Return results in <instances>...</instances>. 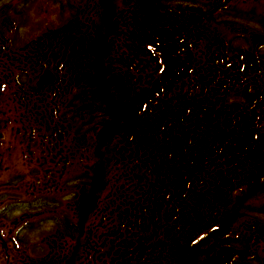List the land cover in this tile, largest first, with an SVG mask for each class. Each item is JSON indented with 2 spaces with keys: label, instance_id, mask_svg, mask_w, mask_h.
<instances>
[{
  "label": "flooded vegetation",
  "instance_id": "af4514ba",
  "mask_svg": "<svg viewBox=\"0 0 264 264\" xmlns=\"http://www.w3.org/2000/svg\"><path fill=\"white\" fill-rule=\"evenodd\" d=\"M165 3L166 8L156 0H137L134 7L128 4L119 21L129 33L123 40L116 38L114 52L110 50V34L99 40L96 21L92 26L63 28V24L54 29H37L21 43L12 38L15 26L0 23V81H6L7 91L14 87L20 90L19 96L27 98L38 94L96 98L88 107L95 118L89 127L101 128L102 144L115 141L113 150L117 151L120 168H126L130 184L125 187L123 201L118 200L115 206L109 202L110 208L102 212L108 215L93 222V238L81 233L77 236L89 238V242L104 240L103 246L111 243L103 254L109 264L126 262L135 245L133 241L140 236L147 239V232L137 236L131 232L138 227L135 224L143 213V221L157 241H190L188 247L197 252L195 256L204 252L206 244L208 253L214 250L220 257L234 260L239 254L245 255L247 241H264V209L256 205L264 200V50L248 46L238 49V43L241 47L245 39L237 37V33L228 36L227 41L214 40L194 24L196 12L208 14L206 18L212 13H234L223 3L212 9L199 8L200 11L195 9L196 4L187 9L180 7L186 3L181 0ZM240 3L245 16L250 17L252 6L245 0ZM73 9H68L71 17L80 10L78 7V12L73 13ZM182 13L192 16V25L190 19L188 24L176 23ZM252 42L257 44V40ZM86 48L94 56L89 58ZM45 72L52 82L39 85ZM88 75L94 80L93 85L87 80ZM100 103L106 109L99 111ZM81 106L70 110L68 120L52 111V136H61L54 130L63 127L76 138L84 133L89 123L80 115L88 108ZM63 108L59 112L67 107ZM98 120L99 124H95ZM52 136L47 140V153L58 152ZM52 143L55 147H51ZM52 167L50 177L55 173V166ZM46 186L44 195L49 199L47 196L57 191L49 179ZM114 207H121L125 214H118L123 222L122 234L107 231ZM244 207L249 211L244 212ZM135 209L139 212L135 213ZM14 212L19 211L13 210L12 218H0V230L10 225L15 230V234L3 230L5 247L12 239V257L7 258L6 250L4 264L19 263L20 246L28 251L31 264L36 262L32 260L35 249L46 255L43 262L52 251L58 252L54 248L58 237L41 238L47 244L41 240L38 247L28 240L21 242L19 217ZM27 222L30 225L31 219ZM244 223L250 229L246 239ZM202 225L206 227L199 230ZM227 229L233 232L229 235ZM196 230L203 234L197 236ZM60 235L65 242L66 237ZM200 242L201 246L195 249ZM258 258L252 252V264H264V259L258 262ZM41 262L37 260L45 264ZM235 264L241 263L236 260Z\"/></svg>",
  "mask_w": 264,
  "mask_h": 264
},
{
  "label": "rangeland",
  "instance_id": "374dc122",
  "mask_svg": "<svg viewBox=\"0 0 264 264\" xmlns=\"http://www.w3.org/2000/svg\"><path fill=\"white\" fill-rule=\"evenodd\" d=\"M181 1L186 2L181 3L180 6H184L185 9H187L188 5L194 4L200 6L201 9H212L215 5L225 4L228 8L233 9L234 13H223L222 15H213L212 13L210 17L206 18L209 16L208 14L203 15L196 12L194 24L200 25L205 33L210 34L214 40L227 41L228 36L230 37L231 34L237 33V37L245 39L241 47L240 43H238V49L247 48L248 46L249 49L254 47L257 50H264V46H262L264 44V0H245L253 8L252 15L249 14L250 17H246V12H243L244 8L238 6L244 0H230L229 4L222 0ZM136 2L137 0H0V23L5 26H15L17 29L14 34L11 33V35L13 34L12 38L15 42L21 43L22 41L26 42L27 38L35 34L34 31L37 29H54L57 28L56 26L63 24V28L66 25L73 27L84 24V26H92L96 21L95 25H97L99 40L102 35L108 36L110 34V50L114 52L116 38L122 37L123 40V36L125 37L129 33L126 29H122L124 26L119 21V16L128 4L134 7ZM202 4H205V6ZM70 7L74 8L73 13H77V8L79 7L80 10L76 16L71 17V11H68ZM181 18L176 19V23L188 24L190 19V24L192 25L193 21L191 19L193 18L188 13H182ZM109 24H111L110 27L112 28L108 32L107 27ZM211 25L222 26L215 27ZM253 40H257L256 45L252 42ZM88 49V52H90L89 58H91L94 54L90 48H86V50ZM122 49L123 46L121 51ZM248 52L249 55H253L252 51ZM246 55L248 54L243 56ZM86 78L93 85L94 80H91L89 75ZM5 83V80L2 83L0 81V181H2L0 185L2 186L0 187V213H6L3 218H12L13 216L8 214L9 211H19L17 214L14 212V216L19 217L20 224L18 226L19 230L18 228L17 230L20 233L19 239L21 242L28 240L31 245L35 244L38 247L40 241L43 240L41 238L50 240L51 236L55 237V239L58 237L54 240L57 244L54 248L58 252L52 251L43 262L46 255L43 253L41 255V252L35 249L36 257L32 259L36 260L35 264L37 260H41V263L45 264H109L103 254L109 251L111 243L108 245L104 243L103 246L104 240L94 239L90 242L86 240H89L91 236L93 238V233L95 232L93 222L102 216L108 215H104L102 212L110 208L109 202H113L115 206V202L123 201V195L125 194L123 178L125 176L122 168H120L117 151L113 150L116 147L115 141L109 140L110 142L105 141L102 144L101 128L92 130L93 127H87L83 131L84 133L77 138L70 133L67 134L65 127L54 130L58 134L60 133L61 136H52L49 129V124L51 126V123H49L50 116L42 113L47 109L46 101L40 103L41 101L36 98L19 96L17 93H20V90H16L13 85V88L7 91V88L4 87ZM60 93L62 94V92ZM59 97L57 101L55 99L56 104L64 103L67 98H70L65 96L63 99L61 95ZM43 98H46V96H43ZM49 100L51 101V97ZM100 108L101 111L106 109L102 103L99 105V111ZM16 135H18V138H16ZM50 136L55 139L53 143L58 145V152H46V144H48L47 140ZM66 137L68 138L66 139ZM53 143L51 147H55ZM55 154L57 157H55ZM52 166H55V173H52L51 177L55 175L50 179L48 172L50 168H53ZM48 179L50 184L56 187L55 191L57 192L55 195L47 196L49 199L45 198L44 203H41L44 208H41L36 213L34 212L35 209L30 206L32 201L36 200L38 190L39 193L47 191L46 182H48ZM38 186L41 187L38 188ZM51 201L54 204L49 206L48 203L51 205ZM55 203L60 205L56 211L53 209ZM256 205H258V208L262 207L264 209V200L257 202ZM47 206L49 208L45 209ZM122 210L121 207L117 209L114 207L109 215L112 219L108 223L107 231L109 233L118 231L122 234L124 232L123 222L119 218V216H125ZM243 211L248 212L249 208L244 207ZM60 212H65L67 216L60 217ZM134 212L138 213L139 211L135 209ZM261 213L264 214V212ZM51 216H58V218L53 219L54 217ZM22 217L27 218L21 220L20 218ZM62 218L63 222L73 226L72 229L77 234L81 233L89 238H84V236L80 238L75 235L77 239L75 245L64 241L62 243L60 240L62 238L61 235L56 232L53 234V230H58V228H54V225H56L57 221L62 222L59 221ZM87 218L88 220H85ZM28 219H31L30 225H28ZM82 226L83 230L81 229ZM203 227H206V225H202L199 230L203 229ZM29 228L32 229L29 230ZM231 228L234 229L236 226ZM4 229L9 230V232L14 231L15 234V230L11 228V225L8 228L4 227ZM3 230H0L2 235V237L0 236V264H4L6 250L9 253L7 258L12 257V244L10 243L12 239L9 238V244L5 247L7 241L4 234H6V231ZM199 230H196L197 236L203 234L199 233ZM249 230L247 224L244 223L242 231L245 239L250 236ZM227 231L229 230L227 229ZM231 231L233 232V230H230L228 232L229 235L232 233ZM28 233L35 236H29ZM136 234L134 233L133 236ZM82 239H84L85 243L81 241ZM188 242L190 241L178 242L177 244L173 241L162 240L160 242L156 240V235L152 234L150 230L147 232V239L142 242L144 249L142 250L137 243V245H132V250L126 262L121 263L235 264L237 260L241 264H252L251 258L254 251L257 253V257H260L257 259L258 262L259 259H264V241L262 240L255 241L253 239L247 241L249 248L243 249L245 255L239 254L234 260L229 259L227 256L220 257L216 254L217 251L214 250L208 253L206 244H204V252L195 256L197 252L195 251L194 253L193 250L189 249ZM18 260V264H31L28 251L21 246ZM9 264H12L11 261Z\"/></svg>",
  "mask_w": 264,
  "mask_h": 264
},
{
  "label": "trees",
  "instance_id": "16d2710c",
  "mask_svg": "<svg viewBox=\"0 0 264 264\" xmlns=\"http://www.w3.org/2000/svg\"><path fill=\"white\" fill-rule=\"evenodd\" d=\"M158 3H161V7L162 8H166L167 7V5H166V3L165 2H167L168 0H156ZM203 6H205V4H202ZM207 7V6H206ZM199 8H201L200 6H196V9H199ZM51 97V101L49 100V98ZM58 97L59 96H48V97H46V98H43V96H41L40 94H38V95H36L34 98H36L38 101H41L40 103H44L45 101H46V104H47V109L46 110H44L42 113H46V115L47 114H51L52 113V111H57V114L59 115L60 114V117H61V119H64V120H68V118L70 117V114H71V111L70 110H72V109H74V108H76L78 105H82L81 107L83 108V107H89L90 106V102H92L93 101V99L94 100H96V98L94 97L93 98V96H89V95H86V96H77V97H70V98H67L66 99V101L64 102V103H60V104H56L55 103V99H56V101H57V99H58ZM64 97L65 96H62V98L64 99ZM60 98V97H59ZM49 100V101H47V100ZM50 105V106H49ZM62 107H67L66 109H65V111L64 110H62V111H60L59 112V110H61L62 109ZM63 108V109H64ZM59 112V113H58ZM81 117H82V120L87 124V123H89L88 125H86L85 126V129L87 128V127H89V126H91L93 123H94V121H95V118L92 116V114H91V111H90V109L88 108L87 109V111H85V112H83V113H81V115H80ZM70 119V118H69ZM95 124H99V120L98 121H96L95 122ZM16 138H18V135H16ZM122 172H124V178H123V182H124V185H123V188H124V190H125V187H128V185L130 184V183H128V181H127V170H126V168H124L123 169V171ZM137 173V172H136ZM34 174V173H33ZM35 175V174H34ZM138 175V174H137ZM137 180V176L136 175H134L133 176V179H132V182L133 183H135V181ZM1 182L2 181H0V185H1ZM138 183H139V181H138ZM0 187H2V186H0ZM46 199H45V196L43 195V194H40L39 196L37 195V197H36V200H33L32 201V204H31V206L30 207H33V209H35V211L34 212H36V213H38L39 212V210H41V208H44L43 206H41L43 203H44V201H45ZM49 201V200H48ZM59 202V201H58ZM42 203V204H41ZM51 205L48 203V205L49 206H52L54 203H53V201H51ZM49 206H47L45 209H48L49 208ZM58 206H60L59 205V203H55V206H53V209L56 211V210H58ZM55 211H53V212H55ZM4 214H6V213H4ZM4 214H1L0 213V218H3V215ZM8 214H13V210H11V211H9V213ZM146 214H142V219L140 218V220L138 221V223H136L135 225H138V227L134 230V231H132L131 230V232L134 234V232L135 233H137L135 236H137V235H139L140 233H144V232H148V231H150L148 228H147V225L148 224H146L144 221H143V218H144V216H145ZM59 216L60 217H65V216H67L66 215V213L65 212H60L59 213ZM51 217H54V218H58V216L56 217V216H51ZM53 218V219H54ZM59 220V219H58ZM135 220V219H134ZM42 221H44V220H42ZM59 221H62V222H56V225H54L56 228H58V230H57V233L59 232L60 234H62V235H64L65 237H66V240H65V242L66 243H68L69 242V244H76L77 243V239L75 238L76 236H77V233L75 232V230L74 229H72V225H68L67 223H65V222H63V218L61 219V220H59ZM68 222V221H67ZM145 228H146V230H145ZM54 232H56L55 230H53ZM138 231V232H137ZM76 235V236H75ZM141 237V239H137L136 238V240H134L133 241V243L136 245V243L138 244V246H139V244H140V246L139 247H141V249L143 250V244H142V242H144L146 239H143L142 238V236H140ZM62 241V243H64L63 242V240H61ZM201 246V242L198 244V245H196V246H194V248L195 249H198L199 247Z\"/></svg>",
  "mask_w": 264,
  "mask_h": 264
},
{
  "label": "water",
  "instance_id": "95a60500",
  "mask_svg": "<svg viewBox=\"0 0 264 264\" xmlns=\"http://www.w3.org/2000/svg\"><path fill=\"white\" fill-rule=\"evenodd\" d=\"M49 73L48 72H45L40 78H39V81H38V84L39 85H43V84H49L52 82V79L49 77Z\"/></svg>",
  "mask_w": 264,
  "mask_h": 264
}]
</instances>
